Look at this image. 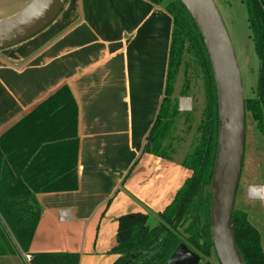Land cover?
<instances>
[{
  "label": "crops",
  "instance_id": "crops-1",
  "mask_svg": "<svg viewBox=\"0 0 264 264\" xmlns=\"http://www.w3.org/2000/svg\"><path fill=\"white\" fill-rule=\"evenodd\" d=\"M173 30L172 14L150 0H68L42 31L0 49V136L23 126L25 143L10 146L30 149L43 143L38 137L46 130L76 126L78 177L75 189L34 192L41 216L29 251L16 245L0 264H29L25 255L41 252L114 264L122 215L141 212L151 227L159 223L193 173L175 157L144 152L166 92ZM62 88L74 102L57 113L55 100L47 114V102ZM54 148L38 167L27 160L22 174L62 173L61 150ZM24 162L13 157L16 174ZM47 162L54 168L47 170Z\"/></svg>",
  "mask_w": 264,
  "mask_h": 264
},
{
  "label": "trees",
  "instance_id": "trees-1",
  "mask_svg": "<svg viewBox=\"0 0 264 264\" xmlns=\"http://www.w3.org/2000/svg\"><path fill=\"white\" fill-rule=\"evenodd\" d=\"M150 1L164 5L167 0ZM244 1L248 9L255 50L260 59L256 95L245 101L246 114L251 113L264 135V0ZM164 6L174 18L166 92L156 121L146 137L144 152L173 158L164 150L163 144L174 125L170 118L174 115L171 113L170 99L181 66L187 64L183 63L187 52H193L206 74L205 119L199 126L202 134L198 144L189 158L183 160V164L193 171L192 176L178 190L173 202L159 213L160 223L151 227L148 224V215L141 212L125 214L119 218L117 244L112 250L119 257L114 264H164L181 242H186L202 255L204 262L200 264H215L204 260L211 256L217 258L211 232V181L217 154L219 123L215 77L204 39L188 9L180 0H169ZM182 93L187 95L188 92L183 90ZM55 100L61 105L57 113L74 102L70 91L62 88L47 102V114L54 112ZM55 127L56 130H46L45 135L38 137V140L42 137L40 141L43 143L30 149L10 146L16 140L18 143H25L23 139L28 138V133L23 132V126H16L0 136V182L4 183L7 177L10 178L8 188L0 192V255L15 251L16 245L24 252L29 251L41 216V207L34 192L72 190L77 187L76 126ZM53 144H56L55 148L50 147ZM53 148L61 150L62 173L54 175L47 171L45 178H29V173L25 176L22 174L21 167L31 163L32 167H38L43 158L51 156ZM17 155L25 157L18 174L10 165L13 157ZM29 159L30 164L27 163ZM45 167L47 170L54 168L49 162ZM28 204L36 208L28 207ZM232 218L237 245L245 261L248 264H264L261 233L250 221L248 212L235 207ZM10 248L14 249L11 251ZM79 261L80 256L77 253L41 252L32 255L31 264H79ZM218 263L221 264L219 260Z\"/></svg>",
  "mask_w": 264,
  "mask_h": 264
},
{
  "label": "water",
  "instance_id": "water-1",
  "mask_svg": "<svg viewBox=\"0 0 264 264\" xmlns=\"http://www.w3.org/2000/svg\"><path fill=\"white\" fill-rule=\"evenodd\" d=\"M192 15L207 48L218 101V146L211 187V232L221 264H248L233 229V212L243 172L246 106L241 69L229 30L215 0H180ZM68 0H31L0 19V49L20 43L50 25ZM138 257V256H137ZM202 255L181 242L164 264H200Z\"/></svg>",
  "mask_w": 264,
  "mask_h": 264
},
{
  "label": "rangeland",
  "instance_id": "rangeland-1",
  "mask_svg": "<svg viewBox=\"0 0 264 264\" xmlns=\"http://www.w3.org/2000/svg\"><path fill=\"white\" fill-rule=\"evenodd\" d=\"M30 1L0 0V19L15 14ZM168 1H164L163 4H167ZM215 2L233 41L241 69L246 101L256 95L260 72V59L255 50L247 5L244 0H215ZM183 63L187 64L181 66L170 99L171 113L174 114L170 118L174 125L171 134L163 144L164 150H167L181 163L189 158L200 140L202 133L199 126L205 119L204 111L207 102L206 74L203 65L198 63L193 52L185 54ZM183 90L188 92L187 95H183ZM185 100L188 103L186 106L183 104ZM246 128V153L235 207L248 212L249 219L261 233L264 248V198L252 197L249 188L250 185H261L256 193L264 197V135L250 112L246 114ZM9 185L10 178L7 177L4 183L0 182V192L4 188H8ZM27 206L36 208L34 205L28 204ZM10 249L12 251L14 248ZM204 260L219 264L215 256L207 257ZM28 263L31 264V262Z\"/></svg>",
  "mask_w": 264,
  "mask_h": 264
},
{
  "label": "built area",
  "instance_id": "built-area-1",
  "mask_svg": "<svg viewBox=\"0 0 264 264\" xmlns=\"http://www.w3.org/2000/svg\"><path fill=\"white\" fill-rule=\"evenodd\" d=\"M184 103L187 105V100H185L184 101ZM185 105V106H186ZM61 218H62V220H64L65 219V214H61ZM25 258H26V260L28 261V262H31V260H32V255L31 254H26L25 255Z\"/></svg>",
  "mask_w": 264,
  "mask_h": 264
},
{
  "label": "bare ground",
  "instance_id": "bare-ground-1",
  "mask_svg": "<svg viewBox=\"0 0 264 264\" xmlns=\"http://www.w3.org/2000/svg\"><path fill=\"white\" fill-rule=\"evenodd\" d=\"M184 105H186L185 103H183ZM188 104V103H187ZM261 185H256L255 187L258 189V187H260ZM254 186H252L251 187V189H250V193H251V196L253 197H258V198H264V197H262V196H260V195H257V193L256 192H253L252 191V188H253Z\"/></svg>",
  "mask_w": 264,
  "mask_h": 264
},
{
  "label": "clouds",
  "instance_id": "clouds-1",
  "mask_svg": "<svg viewBox=\"0 0 264 264\" xmlns=\"http://www.w3.org/2000/svg\"><path fill=\"white\" fill-rule=\"evenodd\" d=\"M252 191H253V192H257L258 189L254 186V187L252 188Z\"/></svg>",
  "mask_w": 264,
  "mask_h": 264
},
{
  "label": "flooded vegetation",
  "instance_id": "flooded-vegetation-1",
  "mask_svg": "<svg viewBox=\"0 0 264 264\" xmlns=\"http://www.w3.org/2000/svg\"><path fill=\"white\" fill-rule=\"evenodd\" d=\"M252 186H256V185H250V187H249V188L251 189V187H252ZM250 195H251V193H250ZM250 221H251V220H250ZM255 226H256V225H255ZM256 227H257V226H256Z\"/></svg>",
  "mask_w": 264,
  "mask_h": 264
}]
</instances>
